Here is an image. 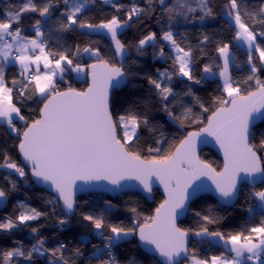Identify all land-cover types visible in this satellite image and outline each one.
I'll use <instances>...</instances> for the list:
<instances>
[{
	"label": "snow or ice",
	"instance_id": "snow-or-ice-1",
	"mask_svg": "<svg viewBox=\"0 0 264 264\" xmlns=\"http://www.w3.org/2000/svg\"><path fill=\"white\" fill-rule=\"evenodd\" d=\"M103 2L111 3L117 13L124 7L112 0ZM61 3L63 9L59 7ZM90 3L94 4L95 0H42V5L26 0L22 7L7 11L5 18L0 19V121L18 139L16 148L21 157L18 162L7 150L0 153V171L5 173L2 179L10 186L9 190L0 187V201L7 200L9 191L18 190L12 175L24 179L25 168L30 167L34 182L50 187L52 195L45 203L51 206L54 215L59 209L57 222L63 226L77 208V181L85 184L107 181L116 190L125 186L124 181L135 180L145 193L151 194L155 178L163 185L166 198L155 208L154 215L144 216L142 221L136 207L128 209L133 215L131 226L109 221L107 217L115 207L110 201H105L103 212L82 214V220L92 229L91 235L101 241L92 245L89 264L93 261L120 264L115 249L133 237H138L137 247L143 246L150 264H181V260H190L191 264H264V187H259L264 185V156L258 154L264 151V133L257 142L253 131L257 121H264V80L258 75L264 70V47L257 42L258 36L264 38V31L256 29L257 24L264 25V3L253 8L248 0H227L223 7L224 16L231 22L229 26L235 28L234 40L247 50L249 75L240 81L233 79L230 72L235 57L229 43L216 47L222 65L204 64L197 77L194 49L178 42L172 31V22L177 19L193 22L215 18L211 0H146L147 7L133 4L125 13V20L112 15L99 23L83 18ZM155 4L167 16L168 30L162 31L159 41L156 32H149L132 46L138 57H143L149 47L156 49L158 42L168 47L167 54L162 45L153 52V57L165 63L171 60L170 68H157L153 76L137 70L138 59L128 63L130 48L120 37L134 18L138 20L146 12L155 11ZM25 13H38L41 18L30 25L34 36L26 34L20 26ZM56 13L55 27H48ZM248 19L251 26L245 22ZM77 29L81 35L108 39L110 55L106 56L95 46L98 41L83 47L76 44L74 48L62 46L52 50L51 38L59 42L63 37L57 33ZM209 39L203 35L201 43ZM254 53H258L259 65ZM85 55L94 62L86 64L77 59ZM9 66L18 67L17 75L10 81L6 78ZM41 66L46 71H41ZM66 72L78 77L86 75L90 80L88 87L78 90L69 85L61 90L55 78L63 79ZM217 72L227 98L215 97L213 103L219 106L207 117L206 125L199 131L188 132L178 144L173 141L161 154L160 146L169 141L163 125L155 121L153 114L163 113L178 131L186 122L203 124L183 97H192L204 113L209 112V107L195 96L191 86L186 85V90L180 92L176 84L179 81L200 85ZM136 79L147 81L150 95H134L123 112L114 114L113 91ZM249 81L255 82L254 89L243 87ZM29 101L42 104L39 118L31 121L22 113ZM17 121L23 122V131L17 128ZM141 130H147L157 145L149 147L148 152L158 155L142 156L143 149L137 144ZM201 136L213 137L222 149L224 161L219 170L197 154ZM201 177L210 180L211 186ZM241 182H246L250 189L246 199L254 201L247 207L250 218L257 210L262 217L258 225L234 232L210 229V225L220 222L211 208L207 213H194L200 222L198 229H184L177 224L189 201L200 191L211 188L221 202L232 203L239 198ZM16 207L19 211L15 217L0 219V232L29 227V222L48 215L23 201ZM31 235L33 243L28 247L22 241H15L11 249L0 250V264H18V260L33 264L35 256L46 257L48 264H76V259L84 255L80 247L66 255L68 248L64 243L47 247L37 227L31 228ZM190 236L210 246H220L223 251L210 258H199L194 254L195 249L189 248ZM90 242L87 236L81 240L82 244ZM126 264L145 262L133 255Z\"/></svg>",
	"mask_w": 264,
	"mask_h": 264
},
{
	"label": "trees",
	"instance_id": "trees-1",
	"mask_svg": "<svg viewBox=\"0 0 264 264\" xmlns=\"http://www.w3.org/2000/svg\"><path fill=\"white\" fill-rule=\"evenodd\" d=\"M26 0H0V15L5 18L7 11H15L17 7H22ZM37 5H42V0H33ZM117 4L123 5L122 10L117 13L116 10L111 6V3H104L103 0H95L94 4L89 5L88 10L83 13V18L89 20L93 23H99L101 20H106L111 18L112 15H118L121 20H125L127 17L125 13L131 8L133 4H137L140 7H147L146 0H112ZM227 0H211V7L214 11L215 18H207L204 21L194 20L193 22H187L182 19H177L172 22V31L176 34L175 38L178 42H181L183 46H191L194 49L196 61H195V72L194 74L199 77L202 73L204 64H220L219 54L216 51V47L220 43H229L230 50L235 57V62L231 66V75L235 80H244L249 75V66L247 64V51L236 46L234 44L235 28L230 27V21L223 14V7ZM248 3L252 5L253 8L258 7L260 3H264V0H248ZM61 9L64 8L63 3L59 5ZM155 11H148L138 20L134 18L131 26L124 30L120 39L126 42L130 48V57L128 63L131 64L133 60H139L137 70L141 73H147L155 75L157 68H170L171 60L165 63L162 60L154 59L153 52L158 51L163 45V42H158L156 49L152 47L147 48L146 53L143 57H138L135 52L134 46L139 39L147 35L149 32H156L157 39L162 31L168 30L167 16L161 11L159 4H155ZM196 15H199L197 13ZM58 13L54 14L53 22L48 25V27H55V20ZM36 19H41L38 13H25L23 14L20 26L25 29L26 34L34 36V32L30 31V25H32ZM252 25L250 19L245 21ZM258 31H264V25H256ZM46 30V29H45ZM56 35H62V39L57 42L53 37L50 39V44L52 50L55 51L62 46L68 48H74L76 44H80L81 47L86 43H91L98 41L99 43L95 46L101 48L102 52L107 56L110 55L109 49L111 45L108 39L95 36V35H81L80 29L76 31H69L67 33ZM203 35H207L210 39L206 43H201ZM257 42L264 47V38L257 37ZM165 53L169 52L166 45ZM203 49V52H201ZM256 57V63L259 65L258 53H254ZM82 63H92V59H86L85 56L82 58H77ZM76 61L74 60V63ZM235 65H240L236 67ZM214 71L216 69L214 68ZM17 70L15 67H8L6 78L10 81L13 76L17 75ZM218 74V72H217ZM259 78L264 80V70L258 73ZM82 76V77H81ZM77 79L74 78V73L67 72L64 74L62 80H56L58 87L61 90H66L70 85L73 88L82 90L87 85V76L81 75ZM133 84L136 85L133 88ZM186 85L191 86L192 91L195 96L199 97L204 101L205 106L209 107V112L204 113L200 109L198 104L193 103L192 97H183L185 103L193 108V112L201 117L203 124L188 123L183 129L177 130V127L170 122L168 118L164 116L161 112L154 113V119L159 124L163 125V131L168 137V143L161 145V154L163 151L167 150L173 141L178 144L179 139H182L188 132L198 130L201 128L207 117L215 110V105L213 100L215 97L227 98L225 93H223L220 85V81L216 76L208 77L203 80L200 85L191 84L190 82L180 83L177 81L176 90L185 91ZM11 86V85H10ZM245 89L255 88V82L249 81L244 84ZM147 96L150 95L149 85L146 80L136 79L132 83L122 88L119 91H114L112 93V105L114 114L123 112L124 108L127 106V102L133 96ZM19 106V105H18ZM40 103H34L32 101L27 102V105L22 108V113L28 118L29 121L38 118ZM17 128L23 131L24 124L16 122ZM256 141L258 142L262 133H264V121L259 123L253 129ZM18 144V139L15 134L8 131L7 126L0 124V153L2 150H7L14 159L19 162V156L17 152L16 145ZM138 146L143 149L142 156L151 157L158 155L157 153H149L148 148H155L157 145L155 140L150 136L147 130H141L140 140L137 142ZM175 147L172 148V151ZM264 156V151L258 153ZM200 158L210 163L213 167L219 170L221 168V160L208 149H204L200 152ZM27 176L24 179L19 178L15 174L12 175L11 179L17 182L16 191H9L7 200L3 202L0 207V216L3 219L5 216L15 217L18 214L19 209L16 207L17 203L20 201L25 202L27 205L36 208L41 212H45L48 215L41 217L39 220L29 222V227H20L17 230L11 232H0V250L11 249L15 246V241H22L25 247L30 246L33 243L31 228H39V235L46 239L47 247L51 248L59 243H64L67 245L68 252L66 255H70L71 251L76 247H80L84 255L76 259V264H89V258L92 254V245L101 243L100 240H96L95 236L91 235L92 229L88 225V222L83 221L82 214L88 213H100L105 210V201H110L115 207L113 208L111 214L107 217L109 221L113 223H123L125 226H131L133 223V215L128 210L130 207H136L140 213V220H143L144 216L153 215L155 208L163 201V197L154 191L152 200L148 202L140 194L137 193H125L116 197H109L98 194H91L81 196L77 199V208L73 215L68 217V223L61 226L57 222V216L59 215V209H56V215L53 214L51 206L45 203L46 200L51 198V194L37 188L30 176L29 172L25 169ZM5 175L4 172L0 171V187H4L5 190H9L10 186L2 179ZM259 187H264V185H259ZM250 189L241 186L239 198L237 199L235 205L230 208L222 207L218 202L211 196L206 195L195 200L189 207L187 216L184 220L180 221L178 225L184 229H198L200 222L198 218L194 215L196 211L202 213H207L209 208H211L213 214L219 219V223L216 225H210V229H220L221 231H238L245 227L256 226L262 219L257 210V214L250 218V214L247 211L249 204L254 203V201H249L246 199V194ZM90 239V243L82 244L81 240L84 237ZM136 238H130L128 241L120 244L119 247L115 249L116 258L120 261V264H126L130 256L135 255L138 259L143 260L145 264H150L149 258L143 253L139 247H137ZM189 248L195 249V255L199 258H210L212 255L219 254L223 249L220 246H210L207 242H199L197 238L191 236L189 243ZM193 253L190 251L189 255ZM184 262H190V260H185ZM183 262V263H184ZM181 263V264H183ZM18 264H26L22 260H18ZM33 264H48L46 257L35 256ZM93 264L95 262L93 261Z\"/></svg>",
	"mask_w": 264,
	"mask_h": 264
},
{
	"label": "water",
	"instance_id": "water-1",
	"mask_svg": "<svg viewBox=\"0 0 264 264\" xmlns=\"http://www.w3.org/2000/svg\"><path fill=\"white\" fill-rule=\"evenodd\" d=\"M89 83H90V80L87 77V85H86V87L84 89H86L88 87ZM122 88H124V87H122ZM122 88L114 90V91H119ZM41 106H42V104H41ZM38 118H39V114H38ZM261 122L262 121H257L255 123V126H257ZM206 123H207V120H206L204 125H206ZM199 129L198 130H194V131H199ZM190 132H192V131H190ZM18 143H19V141H18ZM204 149L211 150L221 160V162H222L221 168H222L223 167V161H224V154H223V151L220 148L219 144L216 143V141H215V139L213 137H211V136H201L199 138V140L197 142V148H196L197 154L200 156V152L202 150H204ZM173 151H175V149ZM18 156H19L18 158H19V161H20L21 157H20L19 153H18ZM25 169L29 172V176H30L33 184L37 188H39V189H41V190H43V191H45V192H47V193L52 195V193L50 191V187L47 184L34 182V178L31 176L30 167H26ZM201 180H204L209 186H211V181L208 180L206 177H201ZM197 183H199V181H197ZM123 184L125 185L123 188L113 190L114 186L109 184L107 181L92 182L90 184H85L83 181H77V188H76V191H75V200L77 201V199L79 197L85 196V195H91V194H98V195H104V196H109V197H116V196H119V195H122V194H125V193H137V194H140L143 198H145L148 202H150L152 200L154 191H158V193L163 197V200L166 198L163 185H161L159 183V181L155 180V178H153V190H152L151 194L145 193L143 188H142V186L139 184L138 181L128 180V181H124ZM241 186H245V187L249 188V186L246 184V182H241L240 188H241ZM206 195L211 196L213 199H215L218 202V204L220 206L226 207V208L233 207L235 205L236 201H237V199H236L232 203L221 202L219 197L217 195H215L213 191H211V188H209L207 190L200 191L198 193V195L193 197L189 201V207L195 200H197L198 198H200L202 196H206ZM189 207H188L187 211H185L182 215H180L178 217L177 224L180 221H182V220H184L186 218L188 210H189ZM154 213H155V211H154ZM154 213H153V215H154ZM135 238H136L137 244H139L138 237H135ZM190 240H191V236L189 237V243H190ZM139 249L144 253L142 245L139 246ZM184 261L185 260H181V263H183Z\"/></svg>",
	"mask_w": 264,
	"mask_h": 264
},
{
	"label": "rangeland",
	"instance_id": "rangeland-1",
	"mask_svg": "<svg viewBox=\"0 0 264 264\" xmlns=\"http://www.w3.org/2000/svg\"><path fill=\"white\" fill-rule=\"evenodd\" d=\"M80 31H81V30H80ZM83 31H87V30H83ZM234 44H235L236 46H238V47H240V48L246 50V46L243 45L242 43L237 42V41H234ZM246 51H247V50H246ZM85 58H86V59H89L86 55H85ZM219 59H220V58H219ZM220 61H221V65H222V60L220 59ZM237 68H238V67H237ZM230 72H231V67H230ZM65 74H67V72H66ZM217 78H218L219 81H220V85H221V89H222V80L219 78V75H218V74H217ZM225 95H226V94H225ZM226 97H227V96H226ZM3 202H4V201H0V207L2 206ZM183 264H191V262H184Z\"/></svg>",
	"mask_w": 264,
	"mask_h": 264
},
{
	"label": "crops",
	"instance_id": "crops-1",
	"mask_svg": "<svg viewBox=\"0 0 264 264\" xmlns=\"http://www.w3.org/2000/svg\"><path fill=\"white\" fill-rule=\"evenodd\" d=\"M0 19H3V16H1L0 15ZM9 67H15L16 68V70L18 71V67L17 66H9ZM41 71H46L45 69H43V67L41 66ZM82 77V76H81ZM74 78H78V76L74 73ZM55 80H62L59 76H57L56 78H55ZM19 123H21V124H23V122L22 121H18ZM0 124H4V125H6L3 121H0ZM7 126V125H6ZM7 129H8V127H7ZM8 131H9V129H8ZM10 132V131H9ZM12 134H14V133H12Z\"/></svg>",
	"mask_w": 264,
	"mask_h": 264
},
{
	"label": "built area",
	"instance_id": "built-area-1",
	"mask_svg": "<svg viewBox=\"0 0 264 264\" xmlns=\"http://www.w3.org/2000/svg\"><path fill=\"white\" fill-rule=\"evenodd\" d=\"M0 219H1V216H0ZM96 238V240H99V238H97V237H95Z\"/></svg>",
	"mask_w": 264,
	"mask_h": 264
}]
</instances>
